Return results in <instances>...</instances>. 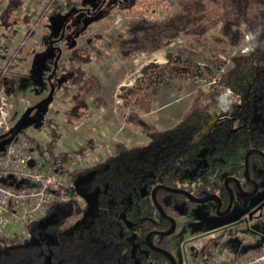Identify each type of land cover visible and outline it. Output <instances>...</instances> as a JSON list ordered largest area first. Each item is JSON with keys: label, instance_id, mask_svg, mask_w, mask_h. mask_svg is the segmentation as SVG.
I'll return each mask as SVG.
<instances>
[{"label": "trees", "instance_id": "16d2710c", "mask_svg": "<svg viewBox=\"0 0 264 264\" xmlns=\"http://www.w3.org/2000/svg\"><path fill=\"white\" fill-rule=\"evenodd\" d=\"M152 1L124 0L105 9L98 24L104 28L114 7L135 16L111 43L125 62L139 53L162 50L180 37L188 39L167 56L165 64L146 65L132 85L120 88L124 122L139 129L146 142L130 145L117 141L103 159L75 169L71 178L93 174V184L100 191L96 216L84 221L86 207L77 202L79 191L73 187L69 200L53 202L43 216L22 223L26 238L0 236V264H171L146 242L154 233V245L172 253L170 241L175 232L170 236L157 234L168 231L171 221L162 217L154 204L152 190L156 186H162L156 199L171 218L179 215L181 206L195 204L171 190H186L197 198L217 195L227 207L230 196L225 179L234 175L229 165L241 167L242 173L236 177L244 190L254 189L243 171L248 151L264 153V0H178L177 10L161 19L157 17L159 1L154 5ZM17 5L16 0L9 3L11 9ZM251 35H256L257 45L245 52ZM69 59L79 67L67 83L76 89L70 98L73 107L68 125L75 118L79 124L90 115L83 117L90 106L81 97L90 87L85 67L94 61L85 48L73 49ZM196 60L208 63L197 66L196 73L210 81V86H198L180 119L170 127L159 128L146 117L153 112L155 94L175 74L173 65ZM4 77L0 67V91L4 90ZM226 93L231 101L228 111L198 143H192ZM17 134L14 130L7 138ZM62 137L56 124L51 125L47 147L39 145V153L66 164L69 153L56 152ZM87 144L74 154L84 157L95 149L93 138ZM263 172L264 156L252 153L250 178H261ZM229 186L234 188L235 184L229 182ZM67 204L71 208L69 218L54 222L53 214ZM70 218L71 225L64 226ZM129 223L137 225L135 237ZM213 241L204 243V259L211 257Z\"/></svg>", "mask_w": 264, "mask_h": 264}, {"label": "rangeland", "instance_id": "374dc122", "mask_svg": "<svg viewBox=\"0 0 264 264\" xmlns=\"http://www.w3.org/2000/svg\"><path fill=\"white\" fill-rule=\"evenodd\" d=\"M10 1L0 0V67H8L3 91L9 93L13 106L8 125H18L20 129L35 134L42 144H48L50 127L57 120L63 132L57 148L62 152L74 153L93 138L95 149L88 152L90 156L76 161V168L103 159L117 141L130 145L145 143L139 129L124 122L120 88L132 85L146 65L165 64L167 56L177 46L185 45L188 39L180 37L162 50L139 53L125 62L111 43L118 33L124 32L127 20L135 16L114 7L104 28L98 26L104 10L124 0H16L18 5L14 9L10 8ZM157 1L159 19L177 10L178 0H153V5ZM30 12L34 15L31 16ZM253 41L251 45L255 47L256 39ZM75 48L89 50L94 58L85 67V79L90 80V87L82 92L81 97L90 106V110L83 109L85 114L82 116L90 115L83 118L77 128L76 118L74 123L66 124L68 110L73 107L70 96L66 97V92L70 91L67 83L75 70V63L69 55ZM222 57L228 60L227 54ZM206 64L203 60H196L173 65L175 74L155 94L154 109L147 119L159 128L174 125L190 105L197 87L210 86V81L196 73L197 66ZM22 101L28 103L22 104ZM43 130L47 135L41 134ZM5 149L6 145L0 140V154ZM75 156L77 160L80 158ZM45 158L44 154L43 159L48 161ZM50 167L49 162L43 165V169ZM228 169H233V177L242 173L239 165H229ZM92 175L87 173L71 178L83 197L77 192L75 198L81 207H86L84 221L98 213L100 191L93 184ZM255 182L258 190L248 197L243 196L235 184L234 201L227 213L222 210L218 214L213 201L180 207L179 215L174 218L175 234L170 241L177 263L185 264L187 260L191 264L204 259L203 245L209 239L214 240L211 257L247 254L261 248L264 241V178L255 175ZM70 212L69 204L61 205L51 218L54 222L63 221L69 218ZM72 221L70 218L64 226L69 227ZM129 225L135 237L137 225ZM5 235L24 239L27 232L18 222Z\"/></svg>", "mask_w": 264, "mask_h": 264}, {"label": "built area", "instance_id": "2783aa9c", "mask_svg": "<svg viewBox=\"0 0 264 264\" xmlns=\"http://www.w3.org/2000/svg\"><path fill=\"white\" fill-rule=\"evenodd\" d=\"M249 39L250 44L245 47V52L254 48L251 43L254 42L256 36L251 35ZM74 65V69L79 67L78 63ZM2 69L6 74L8 67ZM69 88L70 91L66 92V97L70 96L71 98L76 94V89ZM21 103L27 104L28 101ZM230 103L228 93L220 98L217 109L211 112L212 118L209 125L202 130L203 134L214 121H217L222 114L228 111ZM12 107L8 95L4 91H0V140L9 139L7 136L14 130H17L18 133L14 137L10 136L11 142L0 154V236L6 234L7 230L15 223L40 218L53 202L69 200V191L75 187L71 181V173L77 169L74 165L76 161L81 159L80 157L77 160L74 153L67 152L71 157L66 164L51 159L45 161L43 155L38 151V146L45 148L47 144H42L36 136L27 130L21 131L8 125ZM68 119L69 113H67ZM54 122L57 131L63 135L62 127H58L59 121L54 120ZM42 133L47 135L45 130L41 131ZM194 138V142H197L200 135L197 134ZM56 152L61 153L62 151L56 147ZM85 156H90V153ZM45 159L47 160V158ZM46 162L51 163V167L43 169ZM185 264H188L187 260ZM191 264H264V241L261 242V248L256 252L209 257Z\"/></svg>", "mask_w": 264, "mask_h": 264}, {"label": "water", "instance_id": "95a60500", "mask_svg": "<svg viewBox=\"0 0 264 264\" xmlns=\"http://www.w3.org/2000/svg\"><path fill=\"white\" fill-rule=\"evenodd\" d=\"M16 128H17V129H20L19 127H16ZM11 140H12V139L9 138V139H5V140H3L2 142H3L4 145H7V144H9V143L11 142ZM254 152H259L261 155L264 156V153H262V152H260V151H257V150H254V149H253V150H250V151H248V152L246 153V155H245V159H244V161H245V171H244V174H245L246 179H248V180H251V179H250V176H249V157H250V155H251L252 153H254ZM229 180H233V181L235 182V184L238 186L240 192H241V193L243 194V196H245V197H248V196H251V195L255 194L256 191L258 190V186H257V184H256L255 181H253V182H254V185H255V189L253 190V192H252L251 194H249V193H247V192H245V191L243 190V188L241 187V182H240L238 179H236V178H232V177L226 178V179H225V185L227 186V188H228V190H229V194H230V202H229V206H228L227 210L225 211V213L229 212V210H230L231 207H232L233 201H234V192H233V189L228 185V181H229ZM161 187H162V186H156V187L152 190V199H153V201H154V204H155L157 210H158L159 213L161 214V216L164 217V218L169 219V220L171 221V223H172V226H171V228H170L168 231H165V232H158L157 234H159V235H161V236H170L172 233L175 232L176 223H175V221H174L173 218L166 216V214L164 213V211L162 210L161 206L159 205V203H158V201H157V199H156V192H157V190L160 189ZM171 191H172V192H175V193H181V194L186 195L187 197H189V198H190L193 202H195L196 204H203V203H207V202H210V201L216 202V203H218V207H217V209H216V210H217V213H218V214H221V211H220V210H221V206H222V200H221V198H220L219 196H217V195L210 196V197H206V198H197V197H195L193 194H191L190 192H188V191H186V190H171ZM151 235H155V234H154V233H153V234H149V235L146 237V242H147L148 246H149L151 249H153V250H155V251H157V252L163 254L164 256H166V257L170 260L171 264H177V262H176L174 256L172 255V253H170V252H168V251H166V250L160 249V248L156 247V246L153 244V242H152V240H151V238H150Z\"/></svg>", "mask_w": 264, "mask_h": 264}, {"label": "flooded vegetation", "instance_id": "af4514ba", "mask_svg": "<svg viewBox=\"0 0 264 264\" xmlns=\"http://www.w3.org/2000/svg\"><path fill=\"white\" fill-rule=\"evenodd\" d=\"M211 118H212V116H211V114H210V116L208 117V119H207V121H206V123H205V125L203 126V128L200 130V132H199V135H200V139H201V137L202 136H204V135H206L207 133H209L210 132V130L215 126V124H216V122L217 121H214L211 125H210V127L208 128V130L203 134L202 133V130L207 126V125H209V122H210V120H211ZM194 139L195 138H193V141H192V143H194V144H196V143H198L199 141H200V139L197 141V142H194ZM255 150V149H254ZM244 171H245V169H244ZM229 177H232V178H236V177H233V176H228L227 178H229ZM261 178H264V172H263V176L261 177ZM251 179V178H250ZM239 180V179H238ZM248 180V179H247ZM240 181V180H239ZM252 183H253V185H254V182L253 181H255V180H253V179H251L250 180ZM229 182H232V183H234L235 184V182L233 181V180H229L228 181V185H229ZM241 182V181H240ZM227 187V186H226ZM228 189V188H227ZM233 190H234V188H232ZM254 189H255V185H254ZM253 189V190H254ZM244 190V189H243ZM253 190H251V191H245V192H247V193H249V194H251L252 192H253ZM228 192H229V190H228ZM229 196H230V194H229ZM189 198V197H188ZM190 199V198H189ZM222 200V199H221ZM229 202H230V199H229ZM195 203V202H194ZM215 204H216V207H218V203H216V202H214ZM228 206H229V203H228ZM228 206L227 207H224V202H223V200H222V206H221V210L220 211H222V210H227V208H228ZM174 219V218H173ZM171 226H172V223H171ZM151 240H152V242H153V235H151ZM154 244V243H153Z\"/></svg>", "mask_w": 264, "mask_h": 264}, {"label": "crops", "instance_id": "0c3cea01", "mask_svg": "<svg viewBox=\"0 0 264 264\" xmlns=\"http://www.w3.org/2000/svg\"><path fill=\"white\" fill-rule=\"evenodd\" d=\"M30 15L33 16V15H34V12H30ZM9 96H10V95H9ZM23 111H25V110H23ZM79 125H80V124L76 125V128L79 127ZM17 126H18V125H17ZM17 126H16V127H17ZM20 130H21V131H26V130H22V129H20ZM34 135H35V134H34ZM61 140H62V139H61ZM61 140H60L59 142H61Z\"/></svg>", "mask_w": 264, "mask_h": 264}]
</instances>
